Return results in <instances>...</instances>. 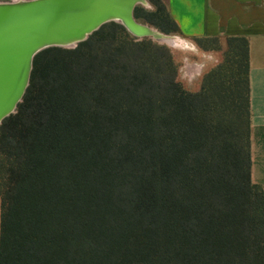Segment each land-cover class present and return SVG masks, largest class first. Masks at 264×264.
Returning a JSON list of instances; mask_svg holds the SVG:
<instances>
[{"label": "trees", "instance_id": "1", "mask_svg": "<svg viewBox=\"0 0 264 264\" xmlns=\"http://www.w3.org/2000/svg\"><path fill=\"white\" fill-rule=\"evenodd\" d=\"M148 2L134 18L177 33ZM224 39L196 91L116 21L34 55L0 123V264H264L247 41Z\"/></svg>", "mask_w": 264, "mask_h": 264}, {"label": "water", "instance_id": "2", "mask_svg": "<svg viewBox=\"0 0 264 264\" xmlns=\"http://www.w3.org/2000/svg\"><path fill=\"white\" fill-rule=\"evenodd\" d=\"M142 0H18L0 2V123L15 112L32 59L47 47H74L109 21L137 38L155 40L133 15ZM155 29V28H154ZM157 30V29H155Z\"/></svg>", "mask_w": 264, "mask_h": 264}, {"label": "crops", "instance_id": "3", "mask_svg": "<svg viewBox=\"0 0 264 264\" xmlns=\"http://www.w3.org/2000/svg\"><path fill=\"white\" fill-rule=\"evenodd\" d=\"M176 36L195 50V38L243 37L248 50L250 178L264 196V0H161ZM189 41V42H188ZM200 62L197 67L203 66Z\"/></svg>", "mask_w": 264, "mask_h": 264}, {"label": "rangeland", "instance_id": "4", "mask_svg": "<svg viewBox=\"0 0 264 264\" xmlns=\"http://www.w3.org/2000/svg\"><path fill=\"white\" fill-rule=\"evenodd\" d=\"M5 1H12V0H0V2H5ZM146 1L147 4H137V6H141L145 10L151 9L152 6L148 2V0ZM136 20L138 22H141L143 24H146L154 28L150 24L144 22L142 19H136ZM129 34L133 36L131 33ZM172 34L176 35V33H172ZM142 38H148V37H142ZM142 38H137V39H142ZM150 39L151 41L153 40V42L159 44V46H162L160 48H164L163 45H165V48L169 50L170 54L172 55V59L176 65L178 81L180 82L181 85H183L185 88L191 91L198 90L203 81L204 76L210 70L214 69L218 64H220L224 59H226L227 56L225 39L218 38L217 40L201 41L200 44L194 41L195 46L197 47L195 50H190L185 45L175 46V45H170L165 41L162 42L156 41L151 37ZM200 62L204 63L203 66L197 67V65Z\"/></svg>", "mask_w": 264, "mask_h": 264}, {"label": "bare ground", "instance_id": "5", "mask_svg": "<svg viewBox=\"0 0 264 264\" xmlns=\"http://www.w3.org/2000/svg\"><path fill=\"white\" fill-rule=\"evenodd\" d=\"M12 1H18V0H12ZM142 1H146V0H142ZM144 4H147V1ZM147 28H148V31L150 33H153L154 37H156V39H158L156 41H161V42L162 41H165V42L169 43L170 45H175V46L176 45L177 46H179V45H185V42L181 38H179L178 36H176V35H173V34L171 35V34H166V33L160 32L159 30H155L154 28H152L150 26H148Z\"/></svg>", "mask_w": 264, "mask_h": 264}]
</instances>
